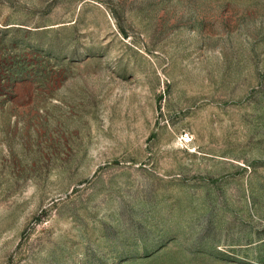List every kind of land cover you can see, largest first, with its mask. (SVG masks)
Listing matches in <instances>:
<instances>
[{
  "label": "rangeland",
  "instance_id": "1",
  "mask_svg": "<svg viewBox=\"0 0 264 264\" xmlns=\"http://www.w3.org/2000/svg\"><path fill=\"white\" fill-rule=\"evenodd\" d=\"M0 264H264V0H0Z\"/></svg>",
  "mask_w": 264,
  "mask_h": 264
}]
</instances>
